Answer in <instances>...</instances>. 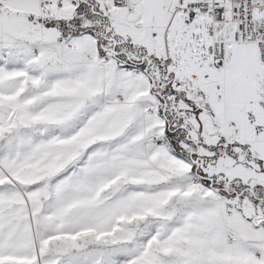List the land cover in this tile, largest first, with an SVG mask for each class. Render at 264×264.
Listing matches in <instances>:
<instances>
[{
    "label": "snow or ice",
    "instance_id": "obj_1",
    "mask_svg": "<svg viewBox=\"0 0 264 264\" xmlns=\"http://www.w3.org/2000/svg\"><path fill=\"white\" fill-rule=\"evenodd\" d=\"M0 264H264V0H0Z\"/></svg>",
    "mask_w": 264,
    "mask_h": 264
}]
</instances>
